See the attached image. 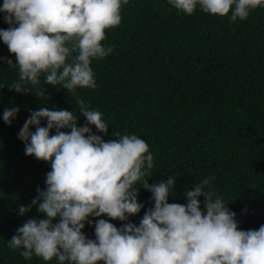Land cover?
Listing matches in <instances>:
<instances>
[{"label": "trees", "instance_id": "trees-1", "mask_svg": "<svg viewBox=\"0 0 264 264\" xmlns=\"http://www.w3.org/2000/svg\"><path fill=\"white\" fill-rule=\"evenodd\" d=\"M5 15L0 11V29L7 30L11 26ZM121 16L120 25L109 29L102 42L114 47L113 53L92 60L95 88H78L73 95L62 86L47 85L41 76L37 87L45 91L44 98L18 93L8 88L19 80L18 67L9 68L0 59V264H59L36 256L28 260L21 250L8 247L27 219L46 218L37 206L23 216L19 208L38 197L37 188L46 189L51 171L50 162L25 154L18 133L31 112L42 107L73 111L78 126H84L78 99L103 114L108 134L90 127L105 142L119 132L135 134L149 145L154 164L149 183L176 177L169 203L187 204L185 193L193 184L214 176L213 188L236 213L239 230L264 225V7L232 22L230 14L212 16L199 6L188 16L178 14L168 0H129ZM0 58L16 63L2 38ZM9 107L20 109L11 125L3 120ZM46 124L42 119L41 125ZM136 187L144 205L139 214L127 221L89 217L92 223L83 229L87 238L95 239L99 219L117 228L139 226L154 201L149 190L139 183ZM199 199L204 211V197Z\"/></svg>", "mask_w": 264, "mask_h": 264}, {"label": "clouds", "instance_id": "clouds-1", "mask_svg": "<svg viewBox=\"0 0 264 264\" xmlns=\"http://www.w3.org/2000/svg\"><path fill=\"white\" fill-rule=\"evenodd\" d=\"M129 0H3L0 11L11 26L0 29V38L15 55L19 80L8 86L18 93H46L37 86L41 76L47 85L62 86L76 94L78 88H95L93 59L113 53L105 47L107 31L121 23V10ZM178 14L191 16L197 7L212 16L232 22L248 19L250 12L264 7V0H168ZM27 84L33 86L31 89ZM48 97V96H47ZM79 113L87 123L78 126V115L68 110L42 107L31 112L18 133L25 154L50 162L46 189L21 216L37 206L46 218L27 219L8 242L12 250L28 260L33 256L59 264H264V225L258 230H239L236 213L213 188L214 176L202 179L185 193L187 204L169 203L176 177L149 183L153 155L137 135L113 132L105 142L109 124L98 110H90L78 99ZM20 111L9 107L5 123ZM46 120V126L41 120ZM36 126L35 132L31 131ZM55 129V135H51ZM69 129L70 131H62ZM140 184L152 193L149 208L139 226L126 223L117 228L108 220L95 222V239L83 232L89 217L107 216L127 221L144 207L138 201ZM204 197L201 210L200 197ZM59 218V219H58ZM55 222L54 221H57Z\"/></svg>", "mask_w": 264, "mask_h": 264}]
</instances>
